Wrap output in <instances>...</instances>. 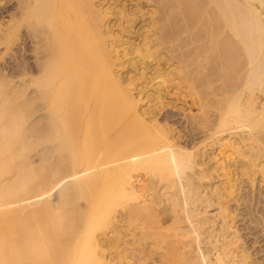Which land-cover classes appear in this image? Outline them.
<instances>
[{
    "label": "bare ground",
    "instance_id": "6f19581e",
    "mask_svg": "<svg viewBox=\"0 0 264 264\" xmlns=\"http://www.w3.org/2000/svg\"><path fill=\"white\" fill-rule=\"evenodd\" d=\"M106 1H2L5 5L12 2L13 8L4 5L9 15L6 14L7 21L5 14L2 17L7 23H3L5 29L1 27L2 41L9 52L17 43L21 57L15 78L12 74L16 71L10 69V76L0 68L6 72L0 70V264H118L140 251L137 249L143 246L144 238L152 239L155 249L164 250L162 253L159 249L161 263L158 256L155 258L158 264H254L248 260L251 255L240 253L243 248L238 245L237 232L229 230L227 223L220 225L222 219L231 215L218 214L228 192L223 194L218 187L209 189L210 185L203 183L208 177L204 151L196 154L197 148L192 147V151L182 146L169 126H163L166 122L156 121L154 116L158 115L147 113L153 114L147 118V108L139 106V98L145 93L139 90L141 96L137 93V97L133 91L145 75L141 79L136 75L135 84L129 78L131 74L129 79L124 78V71L125 76L121 75V66L132 55L128 56L126 41L128 46L118 50L120 40H114L117 32L114 34L112 24L106 22L109 10L113 11L109 3L105 6ZM165 1L159 0L155 5L162 6L161 16L168 9L164 12V7L172 5L171 0V4ZM175 5L177 9L168 11H174L175 16L164 15L166 22L174 21L172 26L168 22L171 28L165 22L159 24L164 18L158 16L157 25L149 23L156 26V38L150 43L142 39L144 46L141 40L142 47H133V55L139 52L144 58L158 55L160 61L163 57L176 61L171 78H182L184 73L183 78L196 81L197 85L192 82L197 99L211 110L192 119L195 124H215L213 134L209 131L212 126L207 130L213 135L210 138L208 133L211 145L217 144L222 150L230 146L224 151L231 150L248 159L251 171L255 172L254 167L258 166L264 172V0H177ZM149 13L153 14L151 9ZM121 15H127L130 22L134 20H129L132 15L128 13ZM185 43L189 51L181 53ZM159 46L167 51L165 56L152 51L155 47L159 52ZM187 88L191 89L190 94L194 91ZM159 96L163 101V95ZM162 101L158 100V109L164 106ZM150 102L152 105L151 99ZM156 106L152 105L154 110ZM198 156L202 158L199 160ZM260 159L261 164L257 162ZM142 174L150 180V188L149 182L140 179ZM162 213L166 221L168 216L172 218L171 225L165 226ZM136 221L140 224L136 231L144 241L137 235L136 239L133 237L131 245L141 243L131 256V249L127 253L126 245H131L126 237L134 231L128 235L123 229L125 223L130 226ZM117 233L120 242L115 237L117 253L111 263L107 249Z\"/></svg>",
    "mask_w": 264,
    "mask_h": 264
},
{
    "label": "rangeland",
    "instance_id": "374dc122",
    "mask_svg": "<svg viewBox=\"0 0 264 264\" xmlns=\"http://www.w3.org/2000/svg\"><path fill=\"white\" fill-rule=\"evenodd\" d=\"M3 1V0H2ZM2 1L0 2V31L5 27L4 26V24L6 23L5 22V20L4 19H2V17L3 16H5L6 14L7 15H9L8 13H9V11H8V6H10L11 8H12V2H11V4H4V3H6L5 1H4V3H2ZM96 1H98L97 3H99V2H103V1H105V0H96ZM168 1V3H170L169 2V0H167ZM167 1H165V2H167ZM172 2V7L168 4V3H164V5H166V4H168L167 5V7L165 6H163L164 7V9H163V11L165 10V9H167V11H166V13L168 14V15H170V17L173 15V16H175V14H173L172 12H174V11H172L171 9H170V12H171V14H170V12L168 13V11H169V8H172V9H177L175 6H177V5H175L176 3H177V0H171ZM176 3H175V2ZM112 2V3H111ZM156 2H158L157 3V5L159 4V0H111L110 2H109V0H107L106 2H104L105 3V6L106 5H109L110 4V6H111V8L110 9H112L113 11H111V10H109L111 13L110 14H108L107 15V18H106V22L107 23H109V21H110V23L108 24L109 26H110V24H112L111 25V27L113 28V30H114V34L116 35V37H115V35L113 36V37H115L114 38V40H115V42H117L116 40L118 39V40H120V41H118L117 42V44H119V45H117L118 47H119V49L118 50H122L124 47H126V46H128L127 48L129 49L128 50V56L129 55H132V56H129V60H131V62L129 61H125V64L123 65V66H121V67H123V69L124 70H122L121 69V75H122V71H124L123 72V74H126L127 75V77L125 76V75H122V76H125L124 78H128L129 76V78H130V80L132 81V83L136 80V78H140L141 79V77L143 76V75H145V76H143L142 78H144V79H141V80H145L146 78V80L147 81H144L145 83L143 84L142 82H140V81H138V79L136 80V81H138V82H136L137 84H136V86L135 85H133V86H135V87H133V91H135L134 93H135V95L137 96V93H139L140 94V96H141V93H140V91L142 92V94L143 93H145V95L143 94L140 98H139V106L144 110V108H147L146 110H147V112H146V116H147V118H149V117H151L153 114L154 115H158V117L156 116H154V118L156 119V121L159 123V124H164L165 122L167 123V124H164L163 126L164 127H168L169 128V130L171 129V131H173V133L171 132V134L174 136V135H176V141L177 142H179L180 141V144L182 145V146H184V147H186L187 146V148H192V147H194V148H197L196 149V152H195V150H194V152L196 153V154H200V152H203L204 151V157H203V159H204V161H205V163H207L206 164V169H208L207 170V174H208V177L206 178V179H203V183L207 186V187H209V185H210V187L211 188H209V189H212V188H214V187H218L219 188V191L221 192V190L223 191V194H224V192H228L226 195H224V198L222 199L223 200V208L218 212V214H223V212H230V216H227L226 218H224V219H222V221H220V225L221 226H223V224H228V226H230L231 228H229V230H231V231H236L237 232V234L240 236V241H238V245L241 247V250H242V248H243V250L242 251H240V253L242 252L243 254L245 253V255H248L249 254V256H250V258H251V260H250V258H248V260L251 262H254V264H264V229H262L263 227H264V223H262V219L264 220V172H260L259 171V167L257 166V167H254V168H256L255 169V172H254V170H250V167H249V161H248V159H246L245 157H242V156H239L238 155V153H233V152H231V150H229V151H227V152H225L224 150L228 147V148H230V146H227V147H223V150H222V147L220 148V146L219 145H217V144H214V145H211V139H208L209 137L208 136H210L211 134L210 133H212L213 134V132H214V128H215V122L214 123H212V124H214V126H212L211 125V123H207V125L206 124H199L198 122H196L197 124H195L194 122H193V120H196L197 119V117L198 116H200L201 115V113H202V115H204L205 114V111L204 110H206V112L208 111V112H211V110H210V108H207V107H205V105L201 102V100L199 101V99H197V95L195 94L196 93V91L197 90H195L194 89V87L193 86H195V85H197V82L196 81H193V82H195V83H193L191 80L189 81V79H185V78H183V77H185V75L183 76V74L182 73H180V74H182V78H181V75H179L180 76V78L181 79H177L179 76L178 75H175V76H172V78H171V75H173L174 74V72H173V74H172V70L174 69V68H172L173 66H175V62L176 61H174V60H172V61H168L167 59H165L164 57L161 59V61H160V57H157L158 55H155L154 57L155 58H157V60L153 57H151V56H145V58L147 59V61H146V59L144 58V55H142L141 56V54H138L137 52H135V53H137V54H135V56L133 55L134 54V49H133V47L134 48H136V46L137 45H139V46H144L143 44L144 43H146V42H149L150 43V41H152V39H154V37L156 38V36H154L153 37V34H154V31H153V29H155L156 28V26L155 25H157V22H156V20H160L162 17L164 18V15H166V13H164L163 14V16H161L160 14H162L163 12H162V9L161 8H159L161 5H159V9L157 8V7H155V5H156ZM1 3H2V5H1ZM103 3V4H104ZM107 3V4H106ZM109 3V4H108ZM120 3H121V5H120ZM154 3V4H153ZM170 3V4H171ZM112 4H113V7H112ZM117 4H118V6L120 7V6H122V5H124L123 7H118L119 8V10H118V8L116 7L117 6ZM4 5L5 6H7V7H5V9H7V11H5V9H4ZM14 5V4H13ZM116 5V6H115ZM137 5H139V8H140V10H139V8H138V6ZM175 5V6H174ZM116 8H115V7ZM174 6V7H173ZM136 7V8H135ZM153 7H154V9H153ZM162 7V6H161ZM10 8V9H11ZM115 8V9H114ZM126 9V13H128V15L130 14V15H132V18L129 16V20L131 19H134V20H132V22H130V21H128V19H127V15H126V13L124 12L125 10H123V9ZM13 9V8H12ZM12 9L10 10V11H12ZM121 9V10H120ZM149 9V10H148ZM150 9H151V13H153L154 11L156 12V14H155V12L153 13V14H150L149 13V11H150ZM157 9H158V13H157ZM160 9H161V11H160ZM140 11V12H138V11ZM116 11V12H115ZM119 11H120V13H119ZM121 11H123V12H121ZM129 11V12H128ZM130 11H132V13L130 12ZM138 13H137V12ZM147 11H148V13H147ZM159 11L161 12V13H159ZM164 11V12H165ZM141 12H142V14H141ZM145 12V13H144ZM114 15H113V14ZM121 13L122 14H124V16L125 17H123V15H121ZM175 13V12H174ZM5 14V15H4ZM113 16H112V15ZM119 14H120V17H119ZM5 16V17H3V18H5L6 19V21H7V18H8V16ZM111 15V16H110ZM118 15V16H117ZM134 15V16H133ZM145 15V16H144ZM150 15H152L151 17H150ZM156 16V17H155ZM158 16H159V18H158ZM161 16V17H160ZM109 17V18H108ZM123 17V18H122ZM152 17H154L153 19H154V21L151 19ZM166 17V16H165ZM169 17V16H168ZM118 18H119V20H121L120 22H119V20H118ZM143 18V19H142ZM167 18V17H166ZM174 18V17H173ZM116 21H114V20ZM117 19V20H116ZM156 19V20H155ZM3 20V21H2ZM108 20V21H107ZM112 20V21H111ZM125 20H126V22H125ZM2 21V22H1ZM150 21H152V22H150ZM5 22V23H4ZM156 22V23H155ZM161 22H165L166 24H167V27L169 26V28H171L170 27V25L172 24V23H174V21H172V23H170V21H168L169 22V24H168V22H166L165 21V18L162 20V21H160V23L159 24H161ZM4 23V24H3ZM128 23H130V24H128ZM147 23L149 24V23H155V25H150V26H152L151 28L147 25ZM2 24V25H1ZM7 24V23H6ZM5 24V25H6ZM159 24H158V26H159ZM179 24V23H178ZM118 25V26H117ZM125 25V26H124ZM145 25V26H144ZM165 25V24H164ZM4 26V27H3ZM115 26V27H114ZM119 26H123V28L122 27H119ZM132 26V27H131ZM153 26H155V27H153ZM172 26V25H171ZM174 26V25H173ZM1 27H3V28H1ZM118 27V28H117ZM145 27H147L148 29L146 30V28ZM166 27V28H167ZM5 29V28H4ZM3 29V30H4ZM122 30V31H120V30ZM125 30V32H123L124 30ZM151 29H152V31H151ZM1 31L0 32V36H1V42H2V44L0 43V68H3L7 73H9V75L11 76V74H10V72H9V70L10 69H13L12 71L14 72V71H16V72H14L13 74H15V76L12 74V76L15 78L16 77V73H17V69H15L16 68V66H17V61H19L20 60V57H21V51L19 50L20 49V47L18 48L17 46H18V44L16 43V44H14L13 46L14 47H17L18 48V50L15 48L14 49V47L12 48V50L14 49V51H12L13 52V54H10V52L6 49V43H5V40L4 41H2L4 38L2 37L3 36V34H4V31ZM128 30V31H127ZM142 30V31H141ZM148 30H150L151 31V33H150V35L152 36H149V32L150 31H148ZM121 32V33H118V32ZM146 31V32H145ZM148 31V32H147ZM2 32H3V34H2ZM140 32V33H139ZM132 33V34H131ZM117 34L118 35H120L118 38H117ZM130 34V35H129ZM141 34L144 36H147V38L146 37H143V36H141ZM138 35V36H137ZM124 36V37H123ZM131 36V37H130ZM133 36H134V38H136V39H134L133 38ZM121 37H123L124 39H121ZM141 37V38H140ZM151 37V38H150ZM126 38H127V40H126ZM128 38H130L129 40H128ZM138 38V39H137ZM145 38V42L143 43V41L144 40H142V39H144ZM148 38H150L151 40H148ZM140 39V40H139ZM146 39H147V41H146ZM134 41V43H133V41ZM139 40V41H138ZM142 40V41H141ZM124 43H123V42ZM125 41H126V43H128V45L125 43ZM129 41H131V42H129ZM137 41V43H135ZM142 42V43H140L139 44V42ZM120 42H122V43H120ZM132 44V45H131ZM182 44H184V43H182ZM186 44V43H185ZM126 45V46H125ZM135 45V46H134ZM123 47V48H120V47ZM141 46V47H142ZM182 46V45H181ZM186 46V48H183V47H185ZM185 46H183V47H181V48H183V50L181 51V48L178 50L179 52L181 51V53H184V51H185V53L187 52L186 50H188L189 51V45L187 46V44L185 45ZM161 46H159L158 48L160 49L159 50V52H158V49H157V51H155L156 49H155V47L152 49V51L153 52H155V53H163V56H165V54H166V50L165 49H163L162 47V50H161V48H160ZM188 47V48H187ZM132 49H133V51H132ZM6 51H7V54H8V52H9V54L11 55V57H8V55H6L5 53H6ZM166 51V52H165ZM3 52V53H2ZM5 52V53H4ZM19 52V53H18ZM165 52V53H164ZM18 54H19V56H18ZM5 57H3V56ZM138 55H140L141 57H142V59H141V57L139 58V56ZM13 56V57H12ZM18 56V57H17ZM138 56V57H137ZM160 56H162V54L160 55ZM16 57H17V59H16ZM132 57V58H131ZM150 57V58H149ZM134 58V59H133ZM135 58H137L136 60H135ZM3 59V60H2ZM126 59V58H125ZM128 59V58H127ZM141 60V61H138V60ZM151 59H153V61L154 62H152V60ZM124 60V58L123 59H118L117 60V62H121V61H123ZM133 60H135V63L133 62V65L135 66L136 65V68L132 65V61ZM142 60H144V61H142ZM168 61V63H166L167 61ZM7 62V63H6ZM9 62V63H8ZM15 62V63H14ZM137 62H138V64H137ZM140 62V63H139ZM147 64V66H148V68L146 67V64ZM147 62H149V64L147 63ZM131 63V64H130ZM144 63V65L142 66V64ZM10 64V65H9ZM130 64V65H129ZM154 64H155V66H154ZM173 64V65H172ZM128 65L130 66V67H128ZM131 65H132V67H131ZM137 65H138V67H137ZM157 65V66H156ZM10 68H9V67ZM159 66H160V68H159ZM9 69H8V68ZM126 67V68H125ZM138 71H136L134 68ZM146 68V70L147 71H145L144 69ZM171 67V68H170ZM127 68H129L128 69V71H125V70H127ZM133 68V69H132ZM144 68V69H143ZM3 69H0L2 72L4 71ZM15 69V70H14ZM139 69V70H138ZM143 69V71H142V74H141V70ZM164 69H166L165 71H164ZM135 70V71H134ZM171 70V71H170ZM4 71V74H6V72ZM11 71V70H10ZM132 71H134V72H132ZM162 71H164V72H162ZM130 72H132V73H134V74H132V73H130ZM145 72V73H144ZM155 72V73H154ZM171 72V73H170ZM12 73V72H11ZM138 73V74H137ZM139 73H140V76H139ZM162 73V74H161ZM128 74H131V75H133V76H131V75H129L128 76ZM149 74V75H148ZM159 74H161V75H159ZM165 74H167V76L165 75ZM168 74H169V77H168ZM175 74H176V72H175ZM177 74H179V73H177ZM8 75V74H7ZM8 75V76H9ZM138 76V77H136L135 78V76ZM146 75H148V76H146ZM163 75V76H162ZM162 78H161V77ZM12 77V78H13ZM149 77H150V79H149ZM152 77H153V79H152ZM8 78H11V77H8ZM128 78V79H129ZM133 78H135V79H133ZM170 78V79H169ZM155 79V80H154ZM157 79V80H156ZM176 79V80H175ZM152 81V85L150 84L151 83V81ZM172 80V81H171ZM174 80V81H173ZM179 80H181V81H179ZM149 81V82H148ZM158 83H157V82ZM184 81V82H183ZM188 81L189 82H192L191 83V86H189L190 84H187L188 83ZM147 82V83H146ZM172 82V83H171ZM180 82H183V83H180ZM186 82V83H185ZM154 83H157V84H154ZM169 83V84H168ZM176 83V84H175ZM133 84H135V83H133ZM143 85L142 87L144 88L145 86V90L146 91H144L143 90V88L141 87V85ZM146 84V85H145ZM181 84H182V86L184 85V87H182L181 86ZM186 84V85H185ZM195 84V85H194ZM140 85V86H139ZM145 85V86H144ZM148 85H150V87L148 86ZM154 85H155V87H154ZM161 85V86H160ZM173 85V86H172ZM139 86V87H138ZM148 86V87H147ZM151 86H152V88H151ZM180 86V88L178 89V87ZM192 87L193 89L192 90H194L191 94L188 92V90L189 91H191V89H188L187 87ZM138 87V88H137ZM139 88H141V89H139ZM150 88V89H149ZM157 88H159L160 90H161V93H160V96H162V99H163V101L160 99L161 97L159 96V93L158 92H160L159 91V89H157ZM186 88H187V90H186ZM134 89H136V90H134ZM138 89V90H137ZM156 91H155V90ZM171 89H172V91H171ZM182 89V90H181ZM140 90V91H139ZM158 90V91H157ZM178 90H180V91H178ZM138 91V92H137ZM152 91V92H151ZM163 91V92H162ZM186 91H187V93H186ZM147 92H149V93H147ZM182 92V93H181ZM185 92V93H184ZM147 93V94H146ZM158 95H157V94ZM173 93V94H172ZM179 95H178V94ZM182 95H181V94ZM149 94V95H148ZM184 94V95H183ZM187 94V95H186ZM196 96H195V95ZM148 95V96H147ZM153 95H155V96H157V97H155V96H153ZM178 95V96H177ZM181 95V96H180ZM190 97H189V96ZM191 95H193L192 97H191ZM139 96V95H138ZM137 96V97H138ZM144 96L146 97V98H148L147 100H146V98H144ZM150 96H152L151 98H150ZM158 96L160 97V98H158ZM195 96V97H194ZM142 97H143V99H142ZM155 97V98H154ZM175 97V98H174ZM152 98H154V100H152ZM181 98V99H180ZM140 99H142L141 101V105H140ZM150 99H151V101H152V105L154 106V105H157L156 107H157V109H155V110H157V111H155L154 110V108L155 107H152V105H151V102H150ZM157 99V100H156ZM145 100V101H144ZM155 100H156V104H155ZM158 100H160V101H162L161 103L164 105V106H161L159 109H158V106H159V104H160V102H158ZM173 100V101H172ZM193 100V101H192ZM196 102H195V101ZM176 101V102H175ZM192 101V102H191ZM148 102V103H147ZM154 102V103H153ZM166 102V103H165ZM167 104H168V106H170V107H167ZM177 104H179V105H177ZM194 104V105H193ZM146 105V106H145ZM148 105H150L149 107H148ZM196 105V106H195ZM145 106V107H144ZM172 106V107H171ZM175 106H176V108H175ZM190 106V107H189ZM195 106V107H194ZM163 107V108H162ZM180 107V108H179ZM183 107L185 108V110H183ZM172 108H174V109H172ZM182 108V109H181ZM197 108V109H196ZM202 108V109H201ZM148 109H149V111H148ZM153 109V110H152ZM179 109H181V110H179ZM195 109V110H194ZM150 110H152V111H150ZM158 110H160V112L158 113ZM191 112H190V111ZM155 111V112H154ZM193 111V112H192ZM204 111V112H203ZM188 112H190L189 114L193 117H191L189 114H188ZM200 112V113H199ZM147 113H153L152 115L151 114H148L147 115ZM157 113V114H156ZM195 114H196V116H195ZM150 115V116H149ZM187 115H188V117H187ZM198 115V116H197ZM201 115V116H202ZM210 115V114H209ZM153 117V116H152ZM190 117H191V119H190ZM195 117V118H194ZM159 119V120H158ZM193 119V120H192ZM160 121V122H159ZM163 122V123H162ZM170 122V124H168ZM194 124V125H193ZM166 125V126H165ZM193 125V126H192ZM197 125V126H196ZM201 125H203V127L201 126V128H200V126ZM209 125V126H208ZM171 126H173V127H171ZM195 126V127H194ZM210 126H212L211 128H210ZM171 127V128H170ZM207 127V128H206ZM167 128V129H168ZM172 128H173V130H172ZM177 128V129H176ZM205 128V129H204ZM209 128H210V130H209ZM204 129V130H203ZM175 130V131H174ZM207 130H209L210 131V133L207 131ZM177 131L179 132V133H181V134H179V133H177ZM203 131V132H202ZM207 131V132H206ZM210 135H209V134ZM183 134V135H182ZM180 136H182V137H180ZM212 136L213 135H211L210 136V138H212ZM180 137V138H179ZM191 142V143H190ZM199 142V143H198ZM206 142V143H205ZM202 143V144H201ZM205 143V144H204ZM209 143H210V145H209ZM179 144V145H180ZM192 144V145H191ZM200 144V145H199ZM207 145V146H204V145ZM196 145V146H195ZM199 145V146H198ZM216 145V146H215ZM198 146V147H197ZM204 146V147H203ZM202 147V148H201ZM201 148V149H200ZM227 148V149H228ZM205 149V150H204ZM207 149V150H206ZM220 150V151H219ZM192 151H193V148H192ZM206 152H208V153H206ZM221 152V153H220ZM222 152H223V154H222ZM228 152H229V154H228ZM214 153V154H213ZM232 153H233V155H232ZM209 154V155H208ZM227 156H226V155ZM231 154V155H230ZM216 155V156H215ZM238 155V156H237ZM216 158H215V157ZM199 157V156H198ZM201 157V156H200ZM199 157V160L202 158H200ZM209 157V158H208ZM212 157H214V159H216V161L218 162H216V161H214V159L212 158ZM229 157V158H228ZM232 157H233V159H232ZM226 158V159H225ZM235 158V159H234ZM210 159H211V161H210ZM263 159V158H262ZM262 159H260V160H257V162L258 163H260L261 164V160ZM208 160V161H207ZM240 160V161H239ZM246 160V161H245ZM207 161V162H206ZM221 161V162H220ZM223 161V162H222ZM243 161V162H242ZM216 163V165H215V163ZM219 162H220V165H219ZM227 162V163H226ZM247 162H248V164H247ZM256 162V163H257ZM245 163V164H244ZM257 163V164H258ZM211 164H214V165H212L211 166ZM219 166H218V165ZM222 164V165H221ZM227 164V165H226ZM215 166H217V167H219L220 169H223V170H219V168H217L216 169V167ZM228 166H229V168H228ZM209 167H210V169H209ZM212 167V168H211ZM214 167V168H213ZM246 169H245V168ZM224 168L225 169H227V171H225L224 170ZM253 168V169H254ZM258 168V169H257ZM246 170V171H245ZM215 171V172H214ZM257 171V172H256ZM259 171V172H258ZM212 172V173H211ZM218 172H219V174H218ZM222 172V173H221ZM224 172H226V174L224 173ZM234 172V173H233ZM220 173H221V176H220ZM229 173H231V174H229ZM244 173V175L242 176V174ZM251 173V174H250ZM254 173H256L255 175H253ZM213 174H214V176H213ZM259 174V175H258ZM219 175V176H218ZM258 175V176H257ZM142 176H143V178H142ZM146 176L147 175H144V174H142L141 176H140V179L141 180H143L144 181V179H145V181H147L146 179ZM211 176V177H210ZM231 176V177H230ZM251 176V177H250ZM253 176V177H252ZM145 177V178H144ZM234 177V178H233ZM255 177V178H254ZM211 178V179H210ZM217 178V179H216ZM210 179V180H209ZM230 180V181H229ZM240 180V181H239ZM252 180V181H251ZM225 181V182H224ZM150 183V180H148L147 181V183ZM209 182V183H208ZM223 182V183H222ZM211 183H212V185H211ZM230 183H231V185H230ZM147 185H149L148 187L150 188V186H151V183L150 184H147ZM157 185L158 186H160V184L159 183H157ZM217 185H219V186H217ZM225 185V186H224ZM233 185H235V187H233ZM253 185H254V187H253ZM262 185V186H261ZM213 186V187H212ZM222 186V187H221ZM226 186H229V187H226ZM256 186V187H255ZM162 187V185L159 187V188H161ZM224 187V188H223ZM163 188V187H162ZM220 188H221V190H220ZM228 188V190H226V189ZM253 188V189H252ZM234 189H237V190H235L234 191ZM230 190V191H229ZM231 191H233V192H231ZM148 194V193H147ZM251 194H252V196H251ZM242 195V196H241ZM226 196V197H225ZM229 196H232V197H230L229 198ZM239 196V197H238ZM232 198V199H231ZM229 199H231V200H229ZM227 200V201H226ZM227 202H228V204H227ZM258 203V204H257ZM225 204V205H224ZM228 205V206H227ZM234 205V206H233ZM258 205V206H257ZM229 208V209H228ZM230 210V211H229ZM257 212H259V214L257 213ZM262 213V214H261ZM239 214V215H238ZM263 215V216H262ZM161 216L163 217V219L165 220V218H166V215L164 214V213H162L161 214ZM140 223H142L140 220H138ZM138 221H136L135 223H131V225L133 226V224H134V229L132 228V226L130 227L128 224V227H126L127 225H126V223H125V228L127 229V228H129V229H123V232H125L126 234H130V233H132L133 231V233L132 234H130L129 236H128V238L126 237V239L128 240L127 242H128V244L129 245H131L130 244V242L131 241H133L134 240V238L136 237V235H137V237H142V235H141V233L139 232H137L136 230L137 229H139L138 227L139 226H137V225H140L139 224V222ZM169 221V222H168ZM234 221V222H233ZM138 222V223H137ZM137 223V224H136ZM167 223V224H166ZM173 223V221H172V218H170V216H168L167 217V221L165 220V226H169V225H171ZM226 224V225H227ZM137 226V227H136ZM136 227V228H135ZM249 228V229H248ZM133 229V230H132ZM126 230V231H125ZM141 231H142V229H140ZM146 230V229H145ZM152 230V229H151ZM128 231V232H127ZM130 231H132V232H130ZM138 233V234H136V233ZM133 234H134V236H133ZM110 235H111V233H110ZM115 236H113L114 238L112 239V241H114L112 244H111V246H109V248L107 249V253H109L108 254V257L109 258H111L110 260H112L111 261V263H113L114 262V258L116 257V253H117V246H116V244L118 243L117 242V240L115 239V237H117V239H118V233L117 234H114ZM118 235V236H117ZM141 235V236H140ZM127 236V235H126ZM131 236H132V240L130 239L131 238ZM124 238H125V236H124ZM123 238V239H124ZM136 239V238H135ZM125 240V239H124ZM130 240V241H129ZM140 240H143V238L141 239L140 238ZM145 240V241H144ZM144 242H140V241H138V242H140L141 244H143V246L142 247H146V248H142L141 246H140V243H136V244H132L131 245V247L130 246H128V245H126L127 247L126 248H128V251H127V253H129V250L131 249V251H130V253L133 251V249L135 248V249H137V248H139V246H140V249H137V250H140V251H136V252H132L133 253V256H135V258L137 257L136 255H137V253H138V256L139 257H137L136 259L137 260H135L134 259V257L132 256V253H131V256L132 257H128V259H126V260H123V262H121V261H118L117 263L118 264H133V261H134V264L138 261V259H139V261H138V264L140 263V261H141V263L140 264H155L156 262H157V260L155 259L157 256H158V258L159 257H161V256H159V255H162L161 254V251L160 250H162V249H158L157 250V247H156V249H155V246H153L152 244H151V241H153L152 239L150 240V238L148 239H145L144 238ZM117 243H116V242ZM118 241H119V239H118ZM126 241V240H125ZM120 242V241H119ZM240 242V243H239ZM147 243H149V244H147ZM113 244H115V245H113ZM137 244H139V246L137 245ZM145 245V246H144ZM113 246H115V248L113 247ZM136 246H137V248H136ZM149 246V247H148ZM235 246V245H234ZM234 246H231V248L232 247H234ZM112 250H111V249ZM142 248V249H141ZM149 248V249H148ZM114 250V251H113ZM142 250V251H141ZM154 251L155 252V250H156V254L154 253H152L151 251ZM116 251V252H115ZM151 252V253H149V252ZM160 251V252H159ZM244 251V252H243ZM144 253L143 255H140L139 253ZM164 252V250H162V253ZM135 253H136V255H135ZM148 253V254H147ZM147 254V255H146ZM151 254V255H150ZM109 255H112V257H110ZM155 255V256H154ZM142 256V257H141ZM146 256V257H145ZM148 256V257H147ZM154 256V257H153ZM165 257H167V256H165ZM165 257L163 258V259H165ZM131 258H132V260H131ZM144 259V260H142V259ZM147 258L149 259V260H147ZM152 258H154V260L152 259ZM152 259V260H151ZM145 260H147L146 262H144ZM156 260V261H155ZM166 260V259H165ZM255 260V261H254ZM132 261V262H131ZM160 261H162V259H158V262H160ZM257 261V262H256ZM127 262V263H126ZM158 262H157V264H158ZM256 262V263H255ZM161 263V262H160Z\"/></svg>",
    "mask_w": 264,
    "mask_h": 264
}]
</instances>
